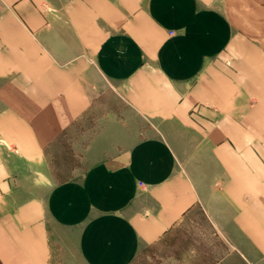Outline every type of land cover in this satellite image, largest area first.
Masks as SVG:
<instances>
[{
    "label": "crops",
    "instance_id": "crops-1",
    "mask_svg": "<svg viewBox=\"0 0 264 264\" xmlns=\"http://www.w3.org/2000/svg\"><path fill=\"white\" fill-rule=\"evenodd\" d=\"M108 92L146 129L52 183ZM197 208L264 264V0H0V264H132Z\"/></svg>",
    "mask_w": 264,
    "mask_h": 264
},
{
    "label": "rangeland",
    "instance_id": "rangeland-1",
    "mask_svg": "<svg viewBox=\"0 0 264 264\" xmlns=\"http://www.w3.org/2000/svg\"><path fill=\"white\" fill-rule=\"evenodd\" d=\"M146 124L145 119L130 114L126 106L108 92L86 118L78 120L50 141L48 160L52 167L51 182L74 177L102 157L87 152L88 147L105 148L109 152L112 148L129 146L137 140L134 136L146 129ZM121 125L127 133L118 135L116 132L120 131ZM105 128L108 129L106 138L99 141ZM224 239L211 224L206 212L197 208L172 228L162 241L141 253L132 264H210L226 250ZM54 264L72 263L56 258Z\"/></svg>",
    "mask_w": 264,
    "mask_h": 264
},
{
    "label": "built area",
    "instance_id": "built-area-1",
    "mask_svg": "<svg viewBox=\"0 0 264 264\" xmlns=\"http://www.w3.org/2000/svg\"><path fill=\"white\" fill-rule=\"evenodd\" d=\"M142 184V183H141Z\"/></svg>",
    "mask_w": 264,
    "mask_h": 264
}]
</instances>
